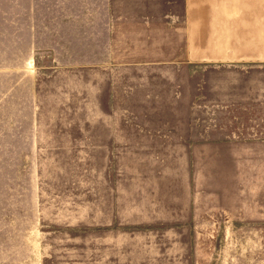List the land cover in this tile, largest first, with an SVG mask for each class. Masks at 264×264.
Masks as SVG:
<instances>
[{
	"label": "rangeland",
	"instance_id": "1",
	"mask_svg": "<svg viewBox=\"0 0 264 264\" xmlns=\"http://www.w3.org/2000/svg\"><path fill=\"white\" fill-rule=\"evenodd\" d=\"M99 3L0 0V264H264L256 107L224 101L264 65H202L176 110L186 65L94 64Z\"/></svg>",
	"mask_w": 264,
	"mask_h": 264
},
{
	"label": "crops",
	"instance_id": "2",
	"mask_svg": "<svg viewBox=\"0 0 264 264\" xmlns=\"http://www.w3.org/2000/svg\"><path fill=\"white\" fill-rule=\"evenodd\" d=\"M96 6L99 10L90 14L92 30L110 56L94 64L131 68L186 65L190 87L168 93L175 95L176 110L180 105L199 110L200 93L197 85L192 87V77L202 65H264V0H100ZM255 72L264 75V66ZM261 80L254 85L226 86L224 101L233 117L241 113L238 109L248 111V102L254 101L259 138L264 143ZM252 91L254 96L248 94Z\"/></svg>",
	"mask_w": 264,
	"mask_h": 264
}]
</instances>
